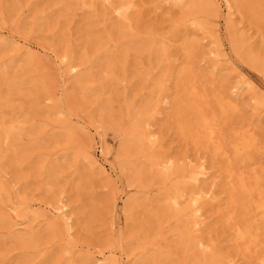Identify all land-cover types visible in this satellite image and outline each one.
Returning a JSON list of instances; mask_svg holds the SVG:
<instances>
[{
	"label": "rangeland",
	"instance_id": "rangeland-1",
	"mask_svg": "<svg viewBox=\"0 0 264 264\" xmlns=\"http://www.w3.org/2000/svg\"><path fill=\"white\" fill-rule=\"evenodd\" d=\"M121 1L0 0L3 31L45 48V53L36 54L31 61L23 58L18 69H0V122L13 124L16 131L9 143L0 145V184L4 186L0 207L10 218L14 216L10 208L17 210L23 218L19 229L31 230L20 241L13 235L5 236L15 227L0 222V264H37L42 260V264H65L68 254L63 248L71 246L77 257L97 253L108 257L121 251L124 264H214L213 259L220 264H255L254 258L243 256L233 241L230 225L240 219L239 209L227 224L224 216L232 207L228 169L264 168V155L256 154L242 166L232 157L233 162L195 147L177 131L176 101L181 94L178 70L191 61L197 87L215 105L211 95L219 84L212 82L207 72L214 57L209 50L218 48L231 66L225 84L227 97L230 82L241 84L246 79L254 87L243 88L241 109L227 115L223 130L229 136L232 129L248 123L264 146V107L255 109L253 98H264V19L260 17L264 0H231L240 3L241 12L232 17L230 35L224 31L225 11L209 8L193 15L203 22L199 26L182 23L189 5L172 0H131L133 6L125 20L112 10ZM253 3L261 6L255 13L249 9ZM218 28L220 32L214 33ZM185 32L207 39H201L202 45L189 54L182 45ZM151 38L157 43L144 44ZM230 39L238 42L235 51ZM14 45L0 46V64L17 57ZM249 50L255 54L252 58ZM63 54L80 63L79 77L67 72L66 61L58 58ZM134 110H139L135 118H146L150 123L144 130L154 133L150 138L154 143L145 141L143 153L133 156L127 150L125 157L140 161L142 155L152 153L168 158L175 169L168 179L163 167L135 174L129 168L119 170L123 187L115 189L97 173L85 170L80 154L95 141L91 125H105L112 128L106 131V139L113 160L119 143L114 130L127 127ZM76 119L83 126L75 123ZM19 127L22 130H17ZM64 153L68 155L63 167L55 163L60 168L56 173L49 175L39 167L41 161L50 162ZM197 159L210 171L206 184L200 185L209 187L213 181L216 201L205 205L203 229L190 231L189 236L200 238L208 247L189 249L184 228L191 217L184 212L191 184L184 186L177 206L181 215L161 198ZM126 195L133 202L129 211L122 213ZM58 197H63L71 213L70 235L62 223L50 225L55 215L45 206L56 205ZM22 198L29 205L28 213L18 204ZM36 210L46 214L32 221ZM117 230L123 235L119 242L114 241ZM29 240H34L32 245ZM77 264L94 263L82 259Z\"/></svg>",
	"mask_w": 264,
	"mask_h": 264
},
{
	"label": "bare ground",
	"instance_id": "bare-ground-1",
	"mask_svg": "<svg viewBox=\"0 0 264 264\" xmlns=\"http://www.w3.org/2000/svg\"><path fill=\"white\" fill-rule=\"evenodd\" d=\"M83 2V0H81ZM109 1V0H104ZM168 1V0H165ZM174 3H183L184 5H189L187 11L182 18V23L191 22L192 24H197L202 26V21L193 15L198 14L201 11H206L209 8L216 12L225 11L226 18L224 22L226 26L224 27L225 32H229V27L232 26V17L235 12H241L240 7L237 3H233L231 0H172ZM243 1V0H242ZM133 6L131 0H122L117 6L113 7V11L118 14L119 17L128 20V12ZM249 9L252 13H255L257 9H261V6L253 3L250 4ZM260 17L264 19V13H260ZM38 19V18H37ZM229 23V24H228ZM202 28V27H201ZM200 30H203L201 29ZM219 28L214 31L218 33ZM213 33V34H214ZM230 35V32L228 33ZM207 39V36L201 38ZM200 38L196 35V32L188 33L185 32L182 35V45L183 48L189 51V54L198 49L202 44L200 43ZM154 39H147L144 44L151 45ZM219 41L217 40V43ZM157 43V42H156ZM159 43H161L159 41ZM231 47L235 51L237 48V40L230 39ZM17 45L16 51L17 57L8 61V63L0 64V69L4 66L12 67L13 69H18L22 67L21 60L23 58L31 61L36 54L44 52L45 48L41 44H33L25 38L15 37L4 32L0 27V46L3 45ZM143 44V41L140 42ZM14 45V46H15ZM221 43H219V46ZM210 53L214 54L212 63L210 64V69L207 72V77L211 79L212 82H218L219 88H215L211 98L215 102L217 108L211 105L208 95L204 90H200L195 81V73L190 67L191 61L187 64L181 66L178 70V77L180 79V93L177 98V119L176 128L184 139L189 140L195 147L209 149L215 156H222L225 159L233 158L238 165H245L253 159L256 154L264 155V146L261 145L259 138L252 131V128L247 123L246 125H240L237 128L232 129L227 136V133L223 130L224 125L227 123V115L229 113H237L241 109L240 101L241 91L243 88L248 87L253 89V85L248 80L244 79L241 84H234L230 82L228 85V90H230V96L227 97V79L229 78L228 69L231 67L227 65V60L223 59V55L218 48L210 49ZM249 57L252 58L255 54L249 50ZM106 55L105 57H109ZM59 60L62 62L66 61V70L69 74L74 77H79L82 73L80 70V63L69 59L66 54L58 56ZM68 58V59H67ZM202 59H199V61ZM3 69V68H2ZM89 69V67L87 68ZM2 72H6L3 71ZM200 77L205 76V74H200ZM161 81V80H160ZM12 83V82H11ZM14 83V82H13ZM255 109H262L264 107V98H257L254 96ZM48 99V97H47ZM133 107L132 104L129 105ZM57 110L56 112H59ZM152 112V110H151ZM139 110L131 112L129 118V124L127 127H119L114 130L116 136L119 137V143L116 149V154L113 160L110 158L111 148L108 146L106 139V131L112 129L110 126L97 125L92 126L91 130L94 134L95 141L89 144L87 149L83 148L81 150V158L85 162L84 169L95 172L100 177L106 179L107 183L115 189L123 187L122 178L119 176V172L129 168L133 173H141L142 169L153 170L158 167H163L165 170L164 178L168 179L173 173L175 166L167 158L154 155L152 153L142 155L140 161H136L137 158L127 159L125 157V152L130 151V155H135L143 153V145L145 141L150 142V138L154 137V133L149 129L144 130V127H151L145 119L136 117ZM154 113V109L153 112ZM151 113V114H152ZM150 114V115H151ZM149 114L146 116H150ZM75 123L82 125L80 120L76 119ZM14 125L5 126L4 121L0 122V145L7 144L14 138L16 131L14 130ZM66 129H70L69 126H64ZM17 130H22L20 127ZM144 130V131H143ZM130 142V143H128ZM129 144L131 147L129 148ZM68 154L64 153L56 157L50 162L41 161L39 167L49 175L56 173L57 168L55 163L63 167L61 164L64 163L65 158ZM132 156V157H133ZM1 159V155H0ZM55 161V162H54ZM233 162V161H232ZM236 163V164H237ZM87 164V165H86ZM85 169V170H86ZM120 170V171H119ZM228 177L231 182V193L229 199V205L232 206L229 214L227 216V211L224 216V221L227 224L229 221H233L234 217L231 214H235L236 210L239 209L240 219L238 221L231 222L230 230L233 233V241L238 247L240 253L243 256H249L254 258L255 264H264V168L260 167L252 170H245L236 167L228 169ZM210 174L209 167L203 160L197 159L193 165L184 169L179 176V180L176 181L170 189L166 190L161 198V201L165 202L170 207L176 210L177 215H181L182 210H179L177 206L179 205V200L183 196V188L186 184H191L190 193L188 196V206L185 209L186 214H190L191 220L187 221L184 231L186 232L188 238V248L193 249L198 246H205L200 238H190V231L198 232L203 229L205 225L204 221V208L206 204L213 205L216 198L212 195V183L209 187L201 186L200 184H206ZM0 173V177H1ZM227 177V175H226ZM202 184V185H203ZM214 186V185H213ZM3 184H0V191L3 189ZM127 202L125 204L122 213L129 211L133 198L131 196H125ZM63 197H58L56 200V205L45 206L47 211L55 215L52 220H50V225L57 226L58 223L64 225V229L67 234L73 232V220L71 213L68 210V204L62 200ZM20 207L27 208L25 213H28V203L25 198H22L19 203ZM116 202H113V206ZM227 209V205H226ZM0 207V222L8 223L14 229H8L5 236L9 235L16 237L20 241H24V235H29L31 230L30 227H23L19 229L23 224L22 215L13 208H10L14 212L13 218H10L9 213H4L1 211ZM46 213L43 211L36 210L33 212L34 217L32 221L36 218L43 217ZM8 215L9 218L6 216ZM7 217V218H6ZM184 233V232H183ZM118 237L114 241L119 242L122 240L123 235L117 230L115 233ZM34 240H29V244H33ZM73 246L63 248L66 251L68 261L65 264H77L79 260H91L94 264H124L123 255L121 251H114L112 255L105 257L103 253H97L95 255H83L80 257L73 255ZM121 250V248H119ZM112 253V252H111ZM116 255V257H115ZM45 260V258H44ZM43 262V260H42ZM38 262L37 264H42ZM214 264H220L218 259H213Z\"/></svg>",
	"mask_w": 264,
	"mask_h": 264
}]
</instances>
